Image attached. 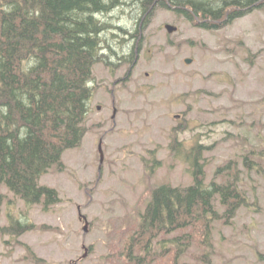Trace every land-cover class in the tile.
Instances as JSON below:
<instances>
[{
  "label": "rangeland",
  "instance_id": "374dc122",
  "mask_svg": "<svg viewBox=\"0 0 264 264\" xmlns=\"http://www.w3.org/2000/svg\"><path fill=\"white\" fill-rule=\"evenodd\" d=\"M121 1L103 17L113 26L102 34L107 57L92 68L83 140L63 153L61 169L39 179L60 201L45 209L27 206L0 184V264H106L112 253L131 264L122 260L119 234L132 229L150 189L192 181L170 148L175 140L209 146L203 153L207 180L218 164L237 163L248 199L230 221H212L209 246L193 238L177 264H264V170L244 171L241 159L245 149L264 147V8L210 30L160 6L144 24L139 3ZM165 24L176 30L168 32ZM79 213L87 218L86 232ZM15 220L32 227L1 230ZM152 250L171 264L168 241L153 240Z\"/></svg>",
  "mask_w": 264,
  "mask_h": 264
},
{
  "label": "trees",
  "instance_id": "16d2710c",
  "mask_svg": "<svg viewBox=\"0 0 264 264\" xmlns=\"http://www.w3.org/2000/svg\"><path fill=\"white\" fill-rule=\"evenodd\" d=\"M136 1L144 24L151 8L160 6L210 30L264 8V0ZM122 4L121 0H0V184L27 206L41 204L45 209L60 201L58 191L39 179L53 167L61 169L63 153L83 140L94 93L92 68L107 57L101 53L106 42L102 34L113 26L103 17ZM208 147L198 141L189 147L179 140L171 143L192 181L150 189L132 229L119 234L124 243L122 260L164 264L153 252L152 241H168L174 249L171 264H177V255L193 238L210 245L212 221H230L248 203L241 187L243 170L232 160L218 164L213 177L206 179L203 153ZM243 153L244 171L264 170L263 145ZM31 227L15 220L1 230L16 234ZM106 262L121 264L113 253Z\"/></svg>",
  "mask_w": 264,
  "mask_h": 264
},
{
  "label": "water",
  "instance_id": "95a60500",
  "mask_svg": "<svg viewBox=\"0 0 264 264\" xmlns=\"http://www.w3.org/2000/svg\"><path fill=\"white\" fill-rule=\"evenodd\" d=\"M165 28H166V30H167L168 32H173L174 30H176V27L173 26V25H171V24H165ZM190 61H191L190 58H186V59H185V62H186V63H190ZM112 117H114V114H113ZM98 151H99V153H100V162H101V161H102V150H101V145H100V144L98 145ZM79 218H80L81 220L84 221V224H83V231L86 232V231H87V228H88V221H87V218H86L85 215H82L81 213L79 214ZM86 253H87V251H86V249H85V252L82 254V256H85Z\"/></svg>",
  "mask_w": 264,
  "mask_h": 264
},
{
  "label": "flooded vegetation",
  "instance_id": "af4514ba",
  "mask_svg": "<svg viewBox=\"0 0 264 264\" xmlns=\"http://www.w3.org/2000/svg\"><path fill=\"white\" fill-rule=\"evenodd\" d=\"M111 106H112L111 118L114 119V117H115V114L114 113H116V107L114 105V101L111 102ZM98 109H100V107H98ZM114 110H115V112H114ZM113 114H114V117H112ZM101 142H102V139L100 138L98 144L101 143Z\"/></svg>",
  "mask_w": 264,
  "mask_h": 264
}]
</instances>
